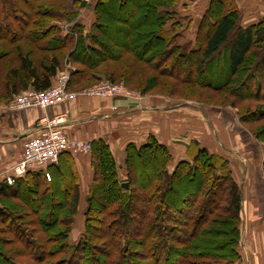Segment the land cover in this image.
<instances>
[{"label":"trees","instance_id":"trees-1","mask_svg":"<svg viewBox=\"0 0 264 264\" xmlns=\"http://www.w3.org/2000/svg\"><path fill=\"white\" fill-rule=\"evenodd\" d=\"M178 2L0 0V104L48 89L66 59L75 68L69 90L102 78L144 94L157 81L175 93L209 89L220 105L248 103L257 126L249 133L264 145V19L243 27L235 0H209L187 48ZM84 7L94 16L88 30L77 22ZM216 72L217 81L198 83ZM87 155L91 181L72 243L79 177L68 152L12 186L0 183V264L241 263L242 193L225 158L191 142L188 160L174 163L149 136L125 146L120 177L106 142L91 141Z\"/></svg>","mask_w":264,"mask_h":264},{"label":"crops","instance_id":"crops-1","mask_svg":"<svg viewBox=\"0 0 264 264\" xmlns=\"http://www.w3.org/2000/svg\"><path fill=\"white\" fill-rule=\"evenodd\" d=\"M84 2L91 4L93 0ZM179 2L176 11L180 15H188L186 20L191 21L193 15L201 16L209 0ZM235 2L243 9L248 5L253 10L249 15L243 14V27L264 19V0ZM199 21L193 27L194 31ZM77 22L88 30L94 22V16L84 7L79 10ZM185 107L188 106L167 105L165 100L155 96H121L109 99L76 97L45 109L32 107L15 110L9 106H0V183L4 181L10 167L18 162L23 144L38 135L35 125L43 117L49 120L63 118L60 127L69 140L106 142L118 166L120 177L124 149L129 143L142 145L149 136H153L168 149L176 163L188 160V146L191 142H196L200 147L229 162L231 174L241 190L240 264H264L263 161L260 164L254 161L244 163L243 159V154L246 153L248 157L257 158L256 142L233 118L224 116V112H216L219 115L215 116L218 120L215 127L210 119H205L201 110L197 109V114ZM205 121L208 122L211 138ZM71 156L79 177L77 210H83L91 181L89 155ZM46 167L37 169L45 170Z\"/></svg>","mask_w":264,"mask_h":264},{"label":"built area","instance_id":"built-area-1","mask_svg":"<svg viewBox=\"0 0 264 264\" xmlns=\"http://www.w3.org/2000/svg\"><path fill=\"white\" fill-rule=\"evenodd\" d=\"M55 82L57 84L56 87L52 86L53 82L44 91L28 90L22 93V96L17 97L15 101L8 105L9 108L15 110L32 107L45 109L76 97L109 99L129 96V93L125 92L121 86L107 81H102L96 86L89 87L77 94L64 93V88L69 83L68 77L63 79L59 77ZM62 123L63 118L60 117L51 120L43 117L37 120L35 128L38 131V135L23 144L18 162L10 167L8 174L4 178L7 186H12L15 179L22 177L29 170L56 164L59 155L63 152H68L71 155H86L89 153L90 142L67 139L60 127Z\"/></svg>","mask_w":264,"mask_h":264},{"label":"rangeland","instance_id":"rangeland-1","mask_svg":"<svg viewBox=\"0 0 264 264\" xmlns=\"http://www.w3.org/2000/svg\"><path fill=\"white\" fill-rule=\"evenodd\" d=\"M182 1L183 0H181L180 2L182 3ZM250 4H251V2H250ZM236 5L238 6V9L240 12V19H241V24H242L243 14L245 16L249 15V13H251L253 10H251L250 6H248V5L244 9L241 7L240 4L238 5V3H236ZM239 7L242 8V10ZM87 10L92 13L91 9L87 8ZM199 17L200 16H198V15H193L192 20L188 21V20H186L187 18H189L188 15H183V14L180 15L179 14V21L182 24L181 35L183 36V40L181 41V44L183 43L184 46L187 48H190V47L192 48V46H193V40L195 37L193 27H195L197 21L199 20L198 19ZM188 23H190V24L188 25ZM74 69H75L74 66L72 64H70L69 62H67L66 59L63 60L62 61V69L57 73L56 78H54L55 80L53 79L54 83L52 82L53 83L52 86H55V87L57 86V84H55L56 83L55 81L59 77L62 79L64 77H68V79L70 80V76H71L72 72L74 71ZM146 73H147V75L152 74L149 71H147ZM209 77L207 78L203 75L202 76L200 75L198 77L199 78L198 83L202 86L203 85L206 86L209 84L208 83L209 81L214 82V81L218 80L217 72L212 74L210 78ZM159 80L167 82L166 84H173L174 83V81L172 79H169L166 77L160 78ZM102 81H107V80H104L101 78L99 80V82H97L96 84H94L92 86H88V87H85L82 89H71V90L68 89V84H67V86L64 88V93H66V94L76 93L77 94V93H80L81 91H83L89 87L96 86L97 84L101 83ZM154 83H155L156 87L153 90L147 91L144 94H141L139 91L134 90L133 87L132 88L125 87L121 82L112 83V84L121 86L125 92L129 93V97H133V96H135V97L155 96V97L160 98L161 100H165L167 105H170V106H172V105H184L185 106L186 105L188 107H185V108L190 110L192 113H194V112L196 113L197 109L201 110L204 113L205 119L206 120L210 119L215 127H216V125H218V120L215 117V116L219 115L218 113H216L218 111V112H222V113L224 112L223 113L224 116H228L229 118H233L235 120L236 124L241 126V128H243L247 133H249L250 131H256L257 130V126L254 123L250 122V120L249 121L247 120L248 114L245 113V110L243 109V107L249 105L248 103L237 104L236 108L229 106L228 105L229 101L227 103H224V105L223 104L220 105L219 100H218L219 96H217L218 94H216L215 92H213L209 89L208 90L200 89L199 88L200 86L199 87L196 86L194 88L190 87V89H194V91L192 90L193 94L189 95L186 92L189 89L185 88L187 86L179 85L177 88V93H175V92H171L168 89L167 85H166V88L165 87L161 88L160 82L157 83V81H154ZM22 95L23 94L21 93L17 96H13V97L9 98L7 101H5L4 103H1L0 106H8L11 102L15 101L17 99V97L22 96ZM251 104H253V106H254L255 102H251ZM213 105L216 107H213ZM197 114H199V112H197ZM240 115L243 116V119L240 118L241 117ZM240 119L242 120V122ZM207 123L208 122H206V121L204 122V124L207 128V131H209L208 134H210L209 135V137H210L212 134L210 133V128H208L209 125ZM249 134L251 135V133H249ZM251 139H253L256 142V147L258 149L256 151L257 158H253V156L248 157L249 155H247V153L243 154L244 163H249V162L254 161L257 164H260L264 160V145L259 143L258 141H256V139L252 135H251ZM210 141L213 142L212 139ZM240 151H242V150H240ZM192 152H194V151H192ZM252 155H254V154H252ZM81 211L82 210H78V213L75 215L74 220H73L72 229H71V233L69 236V240L71 243L75 242L79 238L80 233L82 232V220H83V218L81 215Z\"/></svg>","mask_w":264,"mask_h":264},{"label":"water","instance_id":"water-1","mask_svg":"<svg viewBox=\"0 0 264 264\" xmlns=\"http://www.w3.org/2000/svg\"><path fill=\"white\" fill-rule=\"evenodd\" d=\"M120 186L124 190H126L128 188V184L126 182L125 183H121Z\"/></svg>","mask_w":264,"mask_h":264}]
</instances>
